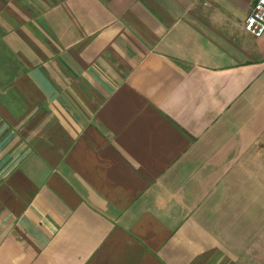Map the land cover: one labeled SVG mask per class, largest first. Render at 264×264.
I'll use <instances>...</instances> for the list:
<instances>
[{
    "label": "crops",
    "instance_id": "0c3cea01",
    "mask_svg": "<svg viewBox=\"0 0 264 264\" xmlns=\"http://www.w3.org/2000/svg\"><path fill=\"white\" fill-rule=\"evenodd\" d=\"M254 0H0V264H262Z\"/></svg>",
    "mask_w": 264,
    "mask_h": 264
},
{
    "label": "built area",
    "instance_id": "2783aa9c",
    "mask_svg": "<svg viewBox=\"0 0 264 264\" xmlns=\"http://www.w3.org/2000/svg\"><path fill=\"white\" fill-rule=\"evenodd\" d=\"M244 28L255 37L264 34V0H254L252 9L245 19Z\"/></svg>",
    "mask_w": 264,
    "mask_h": 264
},
{
    "label": "rangeland",
    "instance_id": "374dc122",
    "mask_svg": "<svg viewBox=\"0 0 264 264\" xmlns=\"http://www.w3.org/2000/svg\"><path fill=\"white\" fill-rule=\"evenodd\" d=\"M262 264H264V243H263V252H262Z\"/></svg>",
    "mask_w": 264,
    "mask_h": 264
}]
</instances>
